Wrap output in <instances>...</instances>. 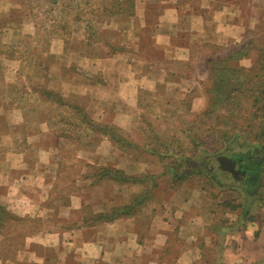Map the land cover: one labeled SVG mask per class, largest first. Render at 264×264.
<instances>
[{
    "label": "rangeland",
    "instance_id": "rangeland-1",
    "mask_svg": "<svg viewBox=\"0 0 264 264\" xmlns=\"http://www.w3.org/2000/svg\"><path fill=\"white\" fill-rule=\"evenodd\" d=\"M9 2L14 6L8 13L0 12V175L9 174L6 159L25 158L24 167L30 171L20 173L21 179L12 181L8 189L0 183V205L18 217L6 218L4 227H0V257H23L29 238L35 235L62 230L68 239L75 215L60 223L56 210L70 203H82L81 222L91 226L98 223L91 222L95 213L122 204V192L130 199L133 194L144 192L147 200L160 201L169 189L185 184L201 187L212 202L215 198L222 200L213 205L215 227L211 231L219 241L211 242L208 250L228 253L222 264H264V167L260 186L249 189L243 187L244 183L225 178L218 171L216 160V155L226 151H264V94L254 102V91L264 81V74L260 77L258 69L264 62V52L256 47L264 46V9L255 11H259L255 21L248 24L243 20L245 29L237 41L220 46L208 40L211 36L206 34L208 42L193 48L190 62L175 60L160 65L168 71L166 78L170 81L154 85L138 77L137 84L122 88L121 82L113 80L117 79L114 72L104 82L106 75L98 70L97 58L91 62L80 56L71 62L76 59L71 52L77 50L93 56L104 54L107 49H120L122 23L103 28L111 20L108 11L116 9L110 3L114 0ZM2 6L4 9L6 5ZM181 40L185 41L186 36L182 35ZM242 45L248 49L239 59L227 62L229 67L233 65L230 70L223 66L224 61L213 65L215 74L217 70L222 79L231 75L232 81L230 85L223 83L218 94L220 102L210 108L213 80L205 70V61L223 57L230 48ZM143 47L153 61L161 59L160 51L149 42H143ZM136 85L140 87L134 91ZM39 89L60 93L64 100L84 107L92 120L113 125L134 144L122 150L108 136L92 131L84 138L59 136L66 127L59 119L67 113L53 98L42 96ZM71 89L75 91L70 92ZM204 109L212 110L211 114H201ZM149 148L155 151L150 152ZM180 155H188L189 163L196 160L195 169L200 171H183L184 177L177 181L172 171L176 169L179 174L188 167L187 162L179 165ZM38 159L47 162L40 166L36 164ZM87 164L110 165L138 179L134 184L101 180L92 185L93 177L84 178L93 170ZM33 171L45 177L43 184L33 177ZM38 183L47 192L43 206L49 208L48 214L44 215L45 210L41 214L45 219L37 216V210L26 202L24 214H16L2 204L1 195L6 190L15 195L16 187L31 191ZM31 198L38 201L40 196L33 192ZM14 201L19 203L20 199L14 196ZM103 206L106 209L98 211ZM140 212L134 211L146 224L148 216ZM87 231L84 233L90 238L91 230ZM246 238L256 239L251 243ZM68 247L66 244L62 248ZM29 248L48 257L55 255V247L33 243ZM72 260L69 258L67 264Z\"/></svg>",
    "mask_w": 264,
    "mask_h": 264
},
{
    "label": "crops",
    "instance_id": "crops-1",
    "mask_svg": "<svg viewBox=\"0 0 264 264\" xmlns=\"http://www.w3.org/2000/svg\"><path fill=\"white\" fill-rule=\"evenodd\" d=\"M258 1L264 4V0H114V3H110H120V12L110 9L108 15L111 20L108 24L105 22L103 28H113V23H122L119 29L122 34L120 49H107L108 52L93 56H87L83 50H77L71 52L75 54L73 58H76L71 62L78 61L80 56L83 60L91 62L92 58H97L95 62L100 68L98 70L106 75L104 82L109 78V73L114 72L116 75L111 74L117 79L113 80L116 83L121 82L122 88H131L133 82L137 84L139 79L154 85L157 82L170 81L166 78L168 71L160 65L175 60L190 62V59H193V48L197 44L206 45L208 40L220 46L228 45L229 41H237L245 29L243 20L248 24L252 20L255 21L259 12L255 11L264 9V6L261 7L263 4ZM3 3L6 5L4 9ZM127 5L130 6L129 9ZM12 6L14 5H11L9 0H0V12L6 14ZM206 34H210L211 39L206 40ZM182 35L186 36L185 41H179ZM143 42H149L154 49H158L161 59L153 61L148 53H144ZM139 87L136 85L134 91ZM73 91L75 90L71 89L70 92ZM24 161L25 158L6 159L5 168L9 174L3 172L0 175V183L4 184V188L11 187L14 180L18 182L21 179L20 173L30 171L28 166L24 167ZM42 162L47 161L36 160V164L40 166ZM33 172V177L43 184L45 177L38 175L39 172ZM36 186L37 188L31 191L18 186L15 195L6 190L1 195L2 204L16 214H24L22 209L25 210L28 203L32 209L37 210V216L45 219L49 210L43 206L47 192L39 183ZM202 190L201 187L184 184L169 189L160 201L154 198L147 200L140 208V213L148 216L146 224H142L134 213L110 222L85 225L81 222L84 216L83 212L80 213L82 203H70L56 210L60 223L63 219L69 220L72 214L75 215L71 219L74 228L69 230L68 239H65L66 232L60 230L32 236L26 244L37 243L39 246L55 247V255L49 256L51 259L47 254L31 250L28 245L23 257L7 260L0 257V264H23L22 261L31 260V264H67L69 258L73 259L70 264H222L223 257L228 253H216L207 248L211 247V242L218 240L211 233L215 227L213 205L222 200L215 198L212 202L207 192ZM33 192L40 196L38 201L31 198ZM14 196L20 199L19 203L14 201ZM129 202L128 194L123 195L122 192V205ZM101 209L106 208L103 206L98 208V211ZM42 210H45L44 217L41 215ZM87 230H91L90 238L84 233H89ZM228 236L226 235V238ZM246 239L247 242L253 243L256 238ZM226 241H229L228 238ZM66 244L70 249H63Z\"/></svg>",
    "mask_w": 264,
    "mask_h": 264
},
{
    "label": "trees",
    "instance_id": "trees-1",
    "mask_svg": "<svg viewBox=\"0 0 264 264\" xmlns=\"http://www.w3.org/2000/svg\"><path fill=\"white\" fill-rule=\"evenodd\" d=\"M52 2L55 3V0H52ZM117 4L118 5H116V9L114 10L115 12H120L119 11L120 3H117ZM250 41H248V43ZM256 47H257V50H262V52H264V46L257 44ZM247 49L248 47L246 45H242L237 48L232 47L230 48L229 53L227 55L223 57L217 56V57L212 58L209 61H205V62H208V69L206 67L205 70L208 71L209 78L213 80V83H212L213 90H212L211 96L209 97L210 108H213L214 106L218 104V102H220V99H219L220 97L218 94H220V87H222L223 83L226 82V84L230 85V82L232 81L231 75L228 76L227 79H222L217 75V70L215 74L214 73L215 67H213V65L215 64V62L217 63L219 61H224L225 63L223 66L226 69L230 70L231 69L230 67L233 65L229 67L227 65V62L229 60L232 61L235 59H239L242 55H244V52L247 51ZM262 61H264V57ZM258 69L261 70L260 77H262L264 74V62L259 64ZM211 74L214 75V78L211 76ZM260 83L261 85L257 87L258 89H255L256 91H254L256 92L255 97H254L255 103H257L260 100L259 97L264 94V81H260ZM40 93L45 98H50V99L53 98L55 102L62 107V111H65L67 113L66 117H61V119H59L62 125L64 127L66 126L59 133V136H70L71 135L77 138H84V136L88 137V135L92 131V132H100V134L108 136L110 140L114 141V143L117 144V146L122 150H126L129 146H132L134 144L129 139H127V137H123L121 132L119 133L113 125L106 124V123L101 124V123H98L92 120L87 115L84 107L78 105L75 102L64 100L62 96L60 95V93L50 91L48 89L46 90L42 89L40 90ZM211 112L212 110L204 109L201 112V114L210 115ZM193 136H195V134H193ZM193 144L195 146L197 145L195 142H193ZM148 151L152 152V151H155V149L149 148ZM159 154L163 155V153H160V152ZM188 158H190L188 155H180V157L178 158L180 166L183 165V162H187L188 165L186 164V166L188 167L186 170H182V173H179V174H177L176 169L175 171H172L171 173L172 177L175 178L177 181H180L184 177L185 174H183V171L184 173H186L185 171H187V173L193 172V171H196V172L200 171V170H196L195 169L196 167L194 166V164L197 161L193 160L194 162H190L191 163L190 164L188 161ZM87 166H90V167L93 166V170L88 175H84V178L93 177V180L91 181L92 185L95 183L96 184L99 183V181L101 180H109L117 184H127V183L134 184L135 181H137L138 179L136 176L128 175L123 170L118 169L116 167H112L110 165H101V166L95 167L94 165L87 164ZM147 199H148V196H146L144 192H140L139 194H133L128 204L113 205L109 210L95 213L91 218L92 220L91 222L92 224L96 222H102V221L109 222V221H113L114 219L122 217V216L134 214L135 210L140 209L144 206ZM6 218H9V220H16L18 217L11 214V212H9L8 210H6L4 207L0 205V227H4V222L6 221Z\"/></svg>",
    "mask_w": 264,
    "mask_h": 264
},
{
    "label": "flooded vegetation",
    "instance_id": "flooded-vegetation-1",
    "mask_svg": "<svg viewBox=\"0 0 264 264\" xmlns=\"http://www.w3.org/2000/svg\"><path fill=\"white\" fill-rule=\"evenodd\" d=\"M218 156L223 159L217 160ZM218 171L225 178L243 184L244 188L259 187L264 167V151L246 149L243 151H226L216 155Z\"/></svg>",
    "mask_w": 264,
    "mask_h": 264
},
{
    "label": "water",
    "instance_id": "water-1",
    "mask_svg": "<svg viewBox=\"0 0 264 264\" xmlns=\"http://www.w3.org/2000/svg\"><path fill=\"white\" fill-rule=\"evenodd\" d=\"M221 159H223L222 156H218V157H217V160H221Z\"/></svg>",
    "mask_w": 264,
    "mask_h": 264
}]
</instances>
